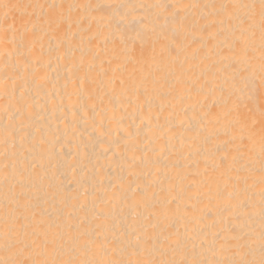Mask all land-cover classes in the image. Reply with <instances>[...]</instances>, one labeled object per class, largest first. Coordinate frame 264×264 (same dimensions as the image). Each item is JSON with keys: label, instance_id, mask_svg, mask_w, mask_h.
Here are the masks:
<instances>
[{"label": "bare ground", "instance_id": "obj_1", "mask_svg": "<svg viewBox=\"0 0 264 264\" xmlns=\"http://www.w3.org/2000/svg\"><path fill=\"white\" fill-rule=\"evenodd\" d=\"M262 258L260 0H0V262Z\"/></svg>", "mask_w": 264, "mask_h": 264}, {"label": "snow or ice", "instance_id": "obj_2", "mask_svg": "<svg viewBox=\"0 0 264 264\" xmlns=\"http://www.w3.org/2000/svg\"><path fill=\"white\" fill-rule=\"evenodd\" d=\"M250 7H255V5H251ZM260 15H261V20H262V24H264V0H260ZM0 264H26V262H7V261H3L0 262ZM238 264H256L255 261H244L241 260L238 262ZM259 264H264V258H262L259 261Z\"/></svg>", "mask_w": 264, "mask_h": 264}]
</instances>
